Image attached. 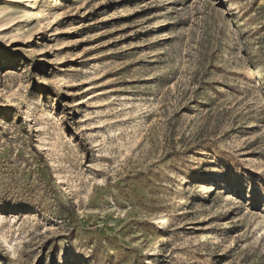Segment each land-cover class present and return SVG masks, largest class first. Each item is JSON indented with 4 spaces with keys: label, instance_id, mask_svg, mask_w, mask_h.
<instances>
[{
    "label": "rangeland",
    "instance_id": "1",
    "mask_svg": "<svg viewBox=\"0 0 264 264\" xmlns=\"http://www.w3.org/2000/svg\"><path fill=\"white\" fill-rule=\"evenodd\" d=\"M0 78V264H264V0H0Z\"/></svg>",
    "mask_w": 264,
    "mask_h": 264
},
{
    "label": "bare ground",
    "instance_id": "2",
    "mask_svg": "<svg viewBox=\"0 0 264 264\" xmlns=\"http://www.w3.org/2000/svg\"><path fill=\"white\" fill-rule=\"evenodd\" d=\"M1 63H3V65H5V64H6V62H5V61H2ZM0 81H1V78H0Z\"/></svg>",
    "mask_w": 264,
    "mask_h": 264
}]
</instances>
